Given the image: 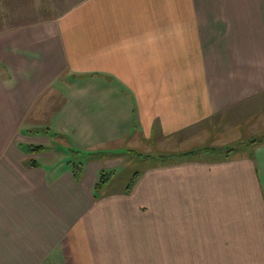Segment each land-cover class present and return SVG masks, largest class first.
<instances>
[{
  "label": "crops",
  "instance_id": "obj_1",
  "mask_svg": "<svg viewBox=\"0 0 264 264\" xmlns=\"http://www.w3.org/2000/svg\"><path fill=\"white\" fill-rule=\"evenodd\" d=\"M135 151L167 159L126 193ZM0 264H264V0H78L0 27Z\"/></svg>",
  "mask_w": 264,
  "mask_h": 264
},
{
  "label": "rangeland",
  "instance_id": "obj_2",
  "mask_svg": "<svg viewBox=\"0 0 264 264\" xmlns=\"http://www.w3.org/2000/svg\"><path fill=\"white\" fill-rule=\"evenodd\" d=\"M0 0V27L29 23L38 19L54 17L57 13L63 12L78 0ZM47 98L51 99L50 94ZM57 102V100H56ZM55 144V143H52ZM46 145V144H45ZM49 145V144H48ZM62 163L80 162L84 157L77 153L62 151ZM125 161L116 168L117 175L114 176V186H126L137 177L148 165L165 161V156L156 154L145 156L137 151L130 154L125 152Z\"/></svg>",
  "mask_w": 264,
  "mask_h": 264
},
{
  "label": "trees",
  "instance_id": "obj_3",
  "mask_svg": "<svg viewBox=\"0 0 264 264\" xmlns=\"http://www.w3.org/2000/svg\"><path fill=\"white\" fill-rule=\"evenodd\" d=\"M46 148L47 147L43 144H29L28 145V151L33 152V153L42 152V151L46 150ZM28 164H29V166H36L37 165L36 161L32 160V159L28 160ZM80 169H81V164L79 162H73L72 163V173L75 177H77ZM110 174H112V172L106 171L103 169L100 170L98 180L94 186V196L95 197H97L98 191L106 183ZM133 182H134V178L130 181L129 184L126 185V188H125L126 193L130 190V187L132 186Z\"/></svg>",
  "mask_w": 264,
  "mask_h": 264
}]
</instances>
